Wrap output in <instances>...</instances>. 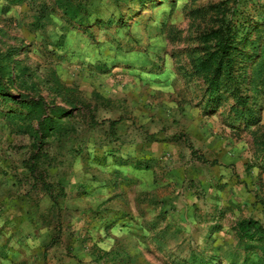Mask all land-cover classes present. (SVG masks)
I'll return each mask as SVG.
<instances>
[{
  "label": "rangeland",
  "instance_id": "1",
  "mask_svg": "<svg viewBox=\"0 0 264 264\" xmlns=\"http://www.w3.org/2000/svg\"><path fill=\"white\" fill-rule=\"evenodd\" d=\"M226 31L251 60L238 59L217 100L192 57ZM13 48L22 64L57 72L93 105L94 91L115 103L96 113L103 125L90 130L83 109L77 135L48 145L55 161L46 178L65 192L58 208L32 190L30 137L0 118V264L264 256V237L241 241L238 230L244 219L264 229V0H0V51Z\"/></svg>",
  "mask_w": 264,
  "mask_h": 264
},
{
  "label": "trees",
  "instance_id": "2",
  "mask_svg": "<svg viewBox=\"0 0 264 264\" xmlns=\"http://www.w3.org/2000/svg\"><path fill=\"white\" fill-rule=\"evenodd\" d=\"M74 12L71 6L65 7V15L79 21L80 16L75 15ZM223 33L219 36L212 32L216 44L212 48L206 47L205 53H196L192 57L195 69L205 72L204 78L208 83L210 96H214L213 99L217 100H219L218 93L222 80L236 78L234 74L238 59L240 65L244 61L251 60L241 55L236 43L229 41L227 31ZM16 52L14 48L0 51V105H14L22 111L0 112V118L12 133L30 137L31 154L25 163V168L32 180V190L48 196L53 207L58 208L61 194L65 192L63 186L58 187L59 185L56 186L46 178V172L55 161L47 151L48 145L51 144L50 142L55 144L65 142L77 135L76 113L83 109L91 112L90 130L103 125L106 122L98 121L96 113L100 109L111 110L115 101L94 91L92 101H95L96 105H93L78 87L64 83L57 72L50 70L40 75L33 66L22 64L16 58ZM211 64L213 73H207ZM43 88L49 96H54L52 101L43 95L41 90ZM123 120L124 118L121 117L119 120L109 121L110 130L114 131ZM177 140H181V137H177ZM189 149L196 155L197 152L192 146ZM146 167L149 168L148 165ZM238 230L241 241L260 243L264 237L261 223L253 219L241 220ZM56 243L57 238H53L49 247L55 246ZM259 248L264 252V245ZM245 264H264V256H258L253 260L247 258Z\"/></svg>",
  "mask_w": 264,
  "mask_h": 264
}]
</instances>
